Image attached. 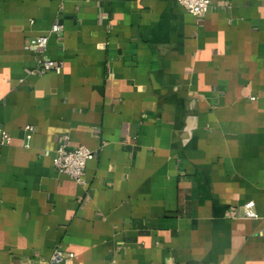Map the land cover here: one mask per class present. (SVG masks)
<instances>
[{
  "label": "crops",
  "instance_id": "obj_1",
  "mask_svg": "<svg viewBox=\"0 0 264 264\" xmlns=\"http://www.w3.org/2000/svg\"><path fill=\"white\" fill-rule=\"evenodd\" d=\"M0 127V264H264V0H0Z\"/></svg>",
  "mask_w": 264,
  "mask_h": 264
},
{
  "label": "built area",
  "instance_id": "obj_2",
  "mask_svg": "<svg viewBox=\"0 0 264 264\" xmlns=\"http://www.w3.org/2000/svg\"><path fill=\"white\" fill-rule=\"evenodd\" d=\"M178 3L188 12L195 16H202L207 12L210 6V0H177ZM51 32L60 33L62 31V26L58 23L52 25ZM48 37L46 35H40L31 38L26 45L27 48H32L37 52L44 51L47 45ZM62 69V61L52 60L42 57V55L37 59L36 67L31 70V74L41 76L47 72H60ZM33 127L31 125H26L24 127L25 137L27 139L31 138ZM11 140L10 134L0 127V145L7 144ZM95 156V152L89 148L77 145L69 146L65 142H60L56 149L55 155L53 157V164L58 172L69 175L75 181L83 183V175L86 162ZM255 202L253 200H248L242 205V216L246 218H255L257 213L254 209ZM264 232V230H263ZM68 257H73L72 253H66L60 248H55L47 259H39L34 262H28L25 264H62L64 260Z\"/></svg>",
  "mask_w": 264,
  "mask_h": 264
}]
</instances>
